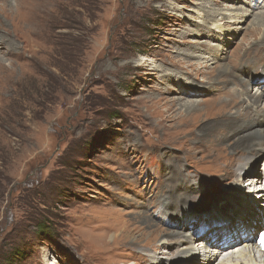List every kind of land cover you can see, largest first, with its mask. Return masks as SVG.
Returning <instances> with one entry per match:
<instances>
[{"label":"rangeland","instance_id":"374dc122","mask_svg":"<svg viewBox=\"0 0 264 264\" xmlns=\"http://www.w3.org/2000/svg\"><path fill=\"white\" fill-rule=\"evenodd\" d=\"M53 1L26 23L20 0H10L13 20L0 0V264H183L181 245L155 248L142 222L183 229L163 226L168 188L188 194L173 212L187 204L217 219L220 204L254 188L249 179L264 183V154L246 175L212 161L226 154L215 137L230 133L216 123L237 109L256 116L249 101L226 107L237 78L213 81L240 59L264 68V0Z\"/></svg>","mask_w":264,"mask_h":264},{"label":"bare ground","instance_id":"6f19581e","mask_svg":"<svg viewBox=\"0 0 264 264\" xmlns=\"http://www.w3.org/2000/svg\"><path fill=\"white\" fill-rule=\"evenodd\" d=\"M6 1L9 6L8 12L10 18H12L11 15L15 14L14 8L11 5L10 0H5V2ZM53 3H55L53 0H20V10H17L16 15L23 13L21 17H24L26 19V23L33 22V20L43 21L46 18V15L49 16L50 6ZM15 21L16 20H14V22ZM29 28L31 31L36 33V35H41V27H36L35 25H33ZM2 48L3 47H1L0 49ZM255 59L258 63H261L260 57H257ZM239 61H241V59ZM239 61H237V63H239V67L238 69H235V73L233 68L236 65L232 66L231 68L229 65L222 67V72H220L218 74V77L213 81L214 88L215 86L221 83L223 84L224 82L226 84L228 83L227 85H229L234 77L237 78L239 82L237 84H234L232 90L230 88V94L236 99L229 95V97L225 98V100L223 101L227 103L226 107H232V105L234 107L240 104L242 106L245 105V102L241 100L249 101L250 105H248V107H252L251 112L256 113V116L246 119V117H244L243 113L241 112V109H237V111H234L230 114V118L228 120H221L216 123V129H226L228 127L229 129L227 130H229L230 133L226 137H215L214 145H216L217 147H222L225 145L224 147H226V154H220L216 157L212 156V161L223 164L220 166L221 168L229 170V167H231L232 169H238L237 171L239 174L243 172L244 175H246L247 173H249L248 171L253 170L254 164L258 161L261 155L264 154V105L259 109L260 103L264 98V68L262 67V63L256 64L253 62H248L241 64V62ZM225 77H227V81H225ZM254 84L256 86H254ZM253 87H255V90H257L254 91L253 94H249V89H252ZM218 89H221V87H218ZM248 107H246V109ZM186 108L192 109L191 106ZM253 128L255 129L253 130ZM207 133L205 134L202 132L203 137L201 138V140H199L201 144L207 143V139L209 138V135H207ZM169 145H171V143H168L166 147L164 146L165 148H163L162 156L171 159L173 158L175 145L173 147L172 145ZM208 146H212V143L208 144ZM171 164L172 163L170 162L169 165ZM224 174H227V172H224ZM262 181H260L259 178L249 179L248 183L254 188H249V191L247 192L243 190L236 194V196L234 197L231 196L232 198L229 202H231L232 204V210H229L230 207H227V205L222 206L220 204L218 208V210L220 211L217 213V219H215V215L209 216L208 218H195L194 216L196 215L190 213V210L188 208H191L192 206H188L187 204H182L181 207L175 208L176 211L173 212L174 209L171 208L170 205V203H173L172 200H177V198H181V196L185 198L188 196V194H185L184 191L179 192L181 190V187L178 188L177 193H171L168 188L167 194L162 196V198L168 200V202H162L163 210L161 212V218L164 222L163 226H167L166 228L170 230H177L182 228L184 230L187 229L186 233L182 232L183 229L180 230V232L169 231L166 229L162 230L157 225H154L144 214L142 216V222L146 225L147 228L153 230H151V236H154L155 238V248L156 246L161 245L162 247L170 246L174 242V247L176 244L181 245L184 253L183 256H185L184 258L187 257L183 261V264H199L197 262L198 260L201 262L200 264H211L215 261V259H217V257L220 256L221 258L222 256L224 257V255L229 254L230 256L223 259L220 264H264V254L258 257L262 261H258L259 259L257 260L256 253L258 247L256 245L255 238L253 237L254 231L257 230L256 234L264 231V183H262ZM191 191L189 190L187 191V193H190ZM193 193L195 192L193 191ZM200 205L201 204H199V206H194L196 212H206L209 210L208 206L202 207ZM225 209H228L229 211ZM226 211H228V213ZM211 224H218V226L216 227H223L222 231H219V233L223 232L224 230V235H227V238H229L227 243L222 245L220 248H216L214 245L215 236L219 233L217 230L209 229ZM207 230H209V232ZM197 235L200 236L203 240V242H201L200 246L198 247V253H200V255L202 256L201 259L195 258L190 249L193 244V237H197ZM130 243L132 245H142V241H139L135 238L131 239ZM123 244L124 243H121L119 247L123 246ZM209 244L210 246H213L215 248L214 251L211 250ZM235 249L239 250L234 253L233 251ZM164 252L165 250H162V252L160 253ZM190 255L192 256L191 259H189Z\"/></svg>","mask_w":264,"mask_h":264},{"label":"snow or ice","instance_id":"6c2138e0","mask_svg":"<svg viewBox=\"0 0 264 264\" xmlns=\"http://www.w3.org/2000/svg\"><path fill=\"white\" fill-rule=\"evenodd\" d=\"M261 243L264 244V237H262V239H261Z\"/></svg>","mask_w":264,"mask_h":264}]
</instances>
